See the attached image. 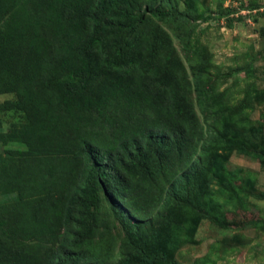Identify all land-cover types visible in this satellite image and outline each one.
I'll return each mask as SVG.
<instances>
[{
  "label": "trees",
  "instance_id": "trees-1",
  "mask_svg": "<svg viewBox=\"0 0 264 264\" xmlns=\"http://www.w3.org/2000/svg\"><path fill=\"white\" fill-rule=\"evenodd\" d=\"M152 1L0 0V95L13 96L0 112L15 120L4 132L0 114V143L22 147L0 153V264L106 260L94 244L101 195L117 221L127 208L158 211L122 223L116 264H178L156 246L161 227L208 188L232 146L219 143V117L201 122L189 100L206 103L201 72L189 82L172 42L147 22L171 23L178 11ZM260 93L251 84L236 113Z\"/></svg>",
  "mask_w": 264,
  "mask_h": 264
},
{
  "label": "rangeland",
  "instance_id": "rangeland-1",
  "mask_svg": "<svg viewBox=\"0 0 264 264\" xmlns=\"http://www.w3.org/2000/svg\"><path fill=\"white\" fill-rule=\"evenodd\" d=\"M250 1L153 0L154 10L175 9L179 15L171 23L161 15L147 16V22L172 42L174 60L184 66L189 82L201 72L206 103H198L194 92L189 100L201 122L207 114L219 117V143L232 146L225 166L207 173L208 188H200L193 204L180 203L161 227L162 240L156 246L178 264H264V100L236 113L251 84L264 97V0H255L257 7L252 9L240 8L242 2ZM142 9L139 6L135 12ZM12 99V95H0V104ZM0 114L1 130L6 132L14 115ZM21 148L0 143V153ZM182 168L163 175L160 189L165 190L174 172ZM100 198L94 244L108 256L83 264H116L124 248L122 223L137 226L158 212L127 208L117 221L107 199Z\"/></svg>",
  "mask_w": 264,
  "mask_h": 264
}]
</instances>
